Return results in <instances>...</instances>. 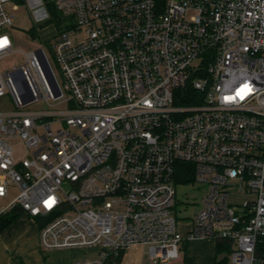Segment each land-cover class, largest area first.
Listing matches in <instances>:
<instances>
[{
	"label": "built area",
	"instance_id": "built-area-1",
	"mask_svg": "<svg viewBox=\"0 0 264 264\" xmlns=\"http://www.w3.org/2000/svg\"><path fill=\"white\" fill-rule=\"evenodd\" d=\"M51 1L66 19L50 39L62 87L42 49L0 74L14 107L0 112V201L17 191L0 215L40 219L43 251L93 250L75 264H117L133 246L168 264L191 239L264 264V0ZM20 2L44 5L0 0V60ZM178 177L206 188L184 234Z\"/></svg>",
	"mask_w": 264,
	"mask_h": 264
},
{
	"label": "rangeland",
	"instance_id": "rangeland-1",
	"mask_svg": "<svg viewBox=\"0 0 264 264\" xmlns=\"http://www.w3.org/2000/svg\"><path fill=\"white\" fill-rule=\"evenodd\" d=\"M45 10L44 5H38L37 7L31 6L30 8L28 4H24L22 2L19 3L16 10H12V15L14 16L13 24L12 27L6 30V33L12 42V52L1 58L0 74L3 75L6 72L21 66L24 64L25 55L32 51L42 49L58 84L62 87V75L56 64L51 48L52 41H50L56 33V28L54 24L49 22V15ZM42 12L46 14L39 16ZM192 14L193 12H189L187 17H190ZM68 36L72 37L71 34H68ZM198 64V61H194L192 66L196 68ZM68 107L71 108L72 105H69ZM13 109L14 107L12 106V101L8 93L0 97V112L10 111ZM43 109H47V105L44 102H37L25 107L23 110L42 111ZM50 128L52 131H56L58 129H69L65 122H52L50 124ZM9 143L13 150L15 160L19 161L30 157L31 151L27 150L20 140L12 139ZM175 189V204L172 208V215L178 222L179 230L185 231L188 228L194 214L200 208L201 199L206 191V188L197 182H193L191 179L189 182L185 183L177 182L175 184ZM231 192L233 193L231 197L233 202L238 203L242 201L243 197L236 189L231 190ZM16 194L17 191L14 188H10L8 197L0 201V211L10 204ZM10 225L0 231V261L5 259L2 250L8 251L9 253L7 255L12 253L11 257L14 258L19 255V251L27 245L22 242L20 238L21 231L23 229L17 226H13L11 228ZM146 254L148 255L147 248ZM90 255H92V253L86 252L83 258L89 257ZM224 256L228 259V255H220L218 258L221 259Z\"/></svg>",
	"mask_w": 264,
	"mask_h": 264
},
{
	"label": "crops",
	"instance_id": "crops-1",
	"mask_svg": "<svg viewBox=\"0 0 264 264\" xmlns=\"http://www.w3.org/2000/svg\"><path fill=\"white\" fill-rule=\"evenodd\" d=\"M41 221L31 219L24 213L20 215L10 227L17 226L22 228L20 238L26 247L19 251V255L14 258L12 253L2 250L3 260L0 264H75L82 259L86 252L92 253L93 250H53L43 251L39 248L38 232ZM10 229V228H9ZM184 234L185 231H182ZM1 237V235H0ZM216 242L210 240H185L181 245L180 258L168 264H215L217 259L215 251ZM118 264H160L146 254V247L133 246L122 252ZM229 264V261L228 263Z\"/></svg>",
	"mask_w": 264,
	"mask_h": 264
},
{
	"label": "trees",
	"instance_id": "trees-1",
	"mask_svg": "<svg viewBox=\"0 0 264 264\" xmlns=\"http://www.w3.org/2000/svg\"><path fill=\"white\" fill-rule=\"evenodd\" d=\"M43 2H44L46 10L48 12V15H49V22L54 24L56 30H59L60 28H62V26L65 22V19L56 10V8L54 7V4L52 3L51 0H43ZM187 93H192V91L188 90ZM185 102H188V101H185ZM177 181L181 182V179H179V177H178ZM22 214H23V211L19 208H16V209L10 210L9 212H7L3 215H0V231L2 229H4L5 227L9 226L11 223H13ZM262 246H263V248H261V250H262V254L264 255V245H262ZM215 251H216L217 257L220 255H228L229 250H228L226 242L216 241ZM121 254H122V252L120 253V255ZM120 255L116 259L117 264L119 262ZM227 263H228V259L225 256L221 259H217L215 262V264H227Z\"/></svg>",
	"mask_w": 264,
	"mask_h": 264
}]
</instances>
